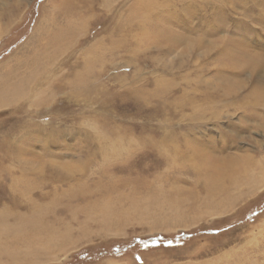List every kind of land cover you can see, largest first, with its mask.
Here are the masks:
<instances>
[{"label": "rangeland", "instance_id": "1", "mask_svg": "<svg viewBox=\"0 0 264 264\" xmlns=\"http://www.w3.org/2000/svg\"><path fill=\"white\" fill-rule=\"evenodd\" d=\"M1 93L0 264H264V0H0Z\"/></svg>", "mask_w": 264, "mask_h": 264}, {"label": "bare ground", "instance_id": "2", "mask_svg": "<svg viewBox=\"0 0 264 264\" xmlns=\"http://www.w3.org/2000/svg\"><path fill=\"white\" fill-rule=\"evenodd\" d=\"M161 20V19H160ZM160 30V29H159ZM35 58V57H34ZM24 62V61H23ZM35 62V61H34ZM31 65V64H30ZM19 69V68H18ZM15 70H17V69H15ZM16 88V87H15ZM9 91V90H8ZM7 92V91H6ZM6 92H4L5 94L4 95H6ZM9 93H11V92H9ZM8 95V94H7ZM6 95V96H7ZM2 96H3V94L1 93L0 94V99H2ZM10 96V95H9ZM4 98V97H3ZM12 98H14V97H12ZM17 98V97H16ZM3 100V99H2ZM19 100V99H18ZM15 159V158H14ZM106 207H107V205H106ZM103 208H105V207H103ZM104 210V209H103ZM105 211V210H104ZM107 214H112V210H107ZM113 215H114V213H113ZM10 226V225H9ZM12 228V227H11ZM39 230V229H38ZM49 232V231H48ZM50 233V232H49ZM12 234V233H11ZM51 234V233H50ZM52 235V234H51ZM53 236V235H52ZM51 236V237H52ZM50 241H51V238H50Z\"/></svg>", "mask_w": 264, "mask_h": 264}]
</instances>
